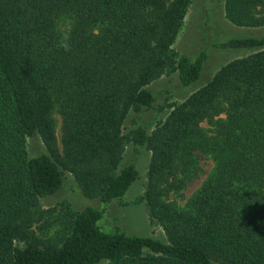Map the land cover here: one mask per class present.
Instances as JSON below:
<instances>
[{
	"label": "trees",
	"instance_id": "obj_1",
	"mask_svg": "<svg viewBox=\"0 0 264 264\" xmlns=\"http://www.w3.org/2000/svg\"><path fill=\"white\" fill-rule=\"evenodd\" d=\"M189 6L0 0V264H264V31L216 40L204 28L203 48L178 56ZM223 12L264 28V0H223ZM212 49L246 55L200 85ZM173 73L191 94L163 122L123 133L128 116L163 111L149 86ZM143 151L141 200L164 239L99 225L138 181ZM200 156L213 168L179 207L169 197L198 176ZM65 172L102 208L70 211L46 243L39 203L63 191Z\"/></svg>",
	"mask_w": 264,
	"mask_h": 264
},
{
	"label": "rangeland",
	"instance_id": "obj_2",
	"mask_svg": "<svg viewBox=\"0 0 264 264\" xmlns=\"http://www.w3.org/2000/svg\"><path fill=\"white\" fill-rule=\"evenodd\" d=\"M219 3L220 5L218 6ZM203 30L209 31L212 34L210 37L218 40L222 37L240 36V34L255 35L264 31V28H239L231 25L224 17L223 0H219V2L213 0H190L184 24L172 47L173 51L178 56H191L197 53V51L203 48ZM211 53V60L207 65L200 85L209 80L226 63L246 55L245 52H223L216 51L215 49H212ZM149 88L157 97V105L163 111L159 113L151 111L139 117L128 116L124 123L123 133L126 134L133 130L136 125L150 123L151 120H153L152 127L163 122L172 110L173 105L181 103L191 94V90L178 89L175 73L162 76L153 82ZM54 119L56 121V135L59 142L61 119L57 113L54 114ZM202 127L206 129L208 126L206 123H203ZM130 148V145L126 146L124 162L130 158ZM148 158V153L143 151L142 156L137 161L139 179L125 196L124 204L122 206L113 204L104 213L99 222L104 231L124 232L131 236H149L164 239L162 229L159 225L150 221L145 203L141 200L146 184ZM199 167L198 176L189 181L184 190L170 195V202L183 207L190 196L199 189L202 182L209 175L213 168V163L204 156H200ZM64 181L65 187L61 193L49 199H42L39 203L42 220L35 224L34 231L36 232V236L46 243L53 239L70 211L85 206L102 208L97 200H91L83 196L71 174L65 172Z\"/></svg>",
	"mask_w": 264,
	"mask_h": 264
},
{
	"label": "clouds",
	"instance_id": "obj_3",
	"mask_svg": "<svg viewBox=\"0 0 264 264\" xmlns=\"http://www.w3.org/2000/svg\"><path fill=\"white\" fill-rule=\"evenodd\" d=\"M59 46L64 48L65 51H70V45L67 43V37L61 39Z\"/></svg>",
	"mask_w": 264,
	"mask_h": 264
}]
</instances>
